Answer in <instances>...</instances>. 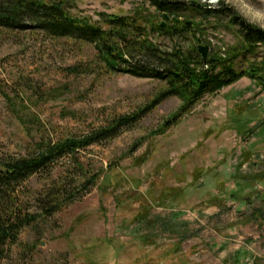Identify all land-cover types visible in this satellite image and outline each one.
<instances>
[{
    "label": "rangeland",
    "instance_id": "rangeland-1",
    "mask_svg": "<svg viewBox=\"0 0 264 264\" xmlns=\"http://www.w3.org/2000/svg\"><path fill=\"white\" fill-rule=\"evenodd\" d=\"M45 1L91 21L134 19L162 51L188 56L204 44L208 58L244 50L223 13H179L190 30L162 34L159 26L171 25L172 16L163 20L143 0ZM181 1L229 6L264 28V0ZM261 55L253 46L233 68H256L264 80ZM166 87L154 76L107 69L92 44L49 36L31 23L0 27V156L85 135L149 105ZM180 105L167 96L117 136L29 177L20 189L27 211H40L39 194L74 196L22 228L0 264H264V89L241 77L158 132Z\"/></svg>",
    "mask_w": 264,
    "mask_h": 264
},
{
    "label": "trees",
    "instance_id": "trees-1",
    "mask_svg": "<svg viewBox=\"0 0 264 264\" xmlns=\"http://www.w3.org/2000/svg\"><path fill=\"white\" fill-rule=\"evenodd\" d=\"M143 1L160 14L167 13L171 16L182 12H200L206 17L223 13L229 17L232 25L238 27L245 51L225 57H208L203 61L199 55L194 53L187 56L177 48L170 52L160 50L148 39L144 28L128 17L109 15L101 21H91L86 16L70 15L61 2L0 0V27L24 28L26 23H31L49 36L68 37L92 44L107 69L139 77L154 76L164 80L167 85L166 90L149 105L135 113L114 117L104 127L93 129L79 137L59 139L34 154L0 156V259L5 246L18 240L22 228L35 223L40 217H50L74 196L70 195V199L63 198V192L60 193L62 189L39 194L37 201L40 211H27L20 189L29 177L47 172L64 155L117 136L123 128L135 124L143 114L167 96H177L181 105L158 132H163L203 95L216 93L241 77L255 80L264 89V80L255 73L256 68L236 71L232 63L239 54L249 52L256 45L262 49L261 56L264 59V28L250 24L229 6L202 7L181 0ZM159 30L162 34H171L189 31L190 26L185 21L177 25L171 20V25L159 26ZM94 179L92 177L87 180L84 186L88 187Z\"/></svg>",
    "mask_w": 264,
    "mask_h": 264
},
{
    "label": "water",
    "instance_id": "water-1",
    "mask_svg": "<svg viewBox=\"0 0 264 264\" xmlns=\"http://www.w3.org/2000/svg\"><path fill=\"white\" fill-rule=\"evenodd\" d=\"M162 18H163V20H168L169 16H168L167 13H163L162 14ZM171 19L177 25H179L180 22H181V20L179 18L175 17V16H172ZM163 24H164V21L161 22V25H163ZM189 24H190V21H186V25H189ZM196 52L201 57V59L203 61L206 60L207 54H208V47H207V45L198 44L197 47H196Z\"/></svg>",
    "mask_w": 264,
    "mask_h": 264
}]
</instances>
